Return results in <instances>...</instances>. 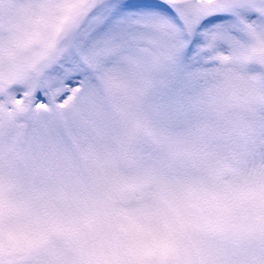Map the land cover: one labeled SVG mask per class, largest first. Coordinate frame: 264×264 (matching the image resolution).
Returning a JSON list of instances; mask_svg holds the SVG:
<instances>
[{"label": "rangeland", "instance_id": "374dc122", "mask_svg": "<svg viewBox=\"0 0 264 264\" xmlns=\"http://www.w3.org/2000/svg\"><path fill=\"white\" fill-rule=\"evenodd\" d=\"M107 2L109 11L127 4L120 22L141 25L160 40L148 41L146 62L132 59L126 74L118 73L123 81L110 84L98 77L91 102L107 117L98 122L73 100L57 103L63 74L76 77L73 85H88L83 69L59 63L83 18L71 14L86 0H0V11L5 3L16 11L6 24L0 22V187H12L24 213L45 215L51 231L87 258L83 264H142L134 248V218L126 219L99 192L122 162L146 166L162 179L160 174L178 163L166 154V145L182 142L195 157L216 159L233 172L264 173V20L249 21L245 14L250 10L264 17V0H211L242 12L229 29L202 34L184 69L190 89L179 120L164 113L158 97L187 41L166 12L142 6L146 0ZM58 20L63 27L53 33ZM196 22L188 24L189 33ZM56 67L60 73L52 71ZM41 101L46 107L36 106ZM69 219L86 227L68 229ZM201 243L216 264H264V239L228 219ZM44 255L28 258L29 264H46Z\"/></svg>", "mask_w": 264, "mask_h": 264}, {"label": "clouds", "instance_id": "9594fccd", "mask_svg": "<svg viewBox=\"0 0 264 264\" xmlns=\"http://www.w3.org/2000/svg\"><path fill=\"white\" fill-rule=\"evenodd\" d=\"M15 16V8L5 3L0 22ZM62 27L63 21H55L53 33ZM165 152L178 163L160 174L162 179L146 166L122 162L99 189L126 219L134 218V248L142 264H216L201 241L222 219L264 239V173L233 172L216 159L195 157L194 149L182 142L166 145ZM65 227L86 224L69 219ZM42 254L46 264H83L87 259L51 231L45 215L21 211L18 194L5 183L0 187V256L5 264H29L28 258Z\"/></svg>", "mask_w": 264, "mask_h": 264}, {"label": "snow or ice", "instance_id": "6c2138e0", "mask_svg": "<svg viewBox=\"0 0 264 264\" xmlns=\"http://www.w3.org/2000/svg\"><path fill=\"white\" fill-rule=\"evenodd\" d=\"M165 5L167 7H165ZM144 7H156L167 13L165 18L177 29L181 39L187 44L178 56V67L171 78L169 85L159 95L158 100L165 114L179 120L183 116L182 105L185 102L190 85L184 79V69L189 67V61L196 48L201 44L202 34L218 28L229 29L241 14V9H227L223 5H213L211 0H164V4L146 2ZM111 5L107 0H86L81 8L71 14L72 19L82 16L79 27L71 33L66 43L68 47L59 61L68 68L83 69V74L89 77L88 85H73L76 77L62 75L60 87L62 94L57 103L64 106L69 100L76 102L86 115L103 122L107 117L101 105H93L94 91L92 86L98 83V77H105L111 84L115 80L123 81L120 72L126 74L129 61L139 59L147 61L144 49L159 42L160 38L141 25L126 27L121 23V13L127 4H120L109 11ZM249 21L264 20L250 10L245 13ZM196 20L189 33L188 24ZM53 72L60 73L59 67ZM38 93H36L37 99ZM18 102L23 101V93L17 89ZM37 107H46L44 102H39ZM0 264H5L0 259Z\"/></svg>", "mask_w": 264, "mask_h": 264}]
</instances>
